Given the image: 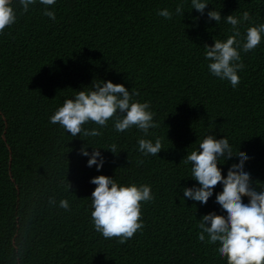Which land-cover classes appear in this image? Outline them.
Masks as SVG:
<instances>
[{
  "label": "trees",
  "instance_id": "16d2710c",
  "mask_svg": "<svg viewBox=\"0 0 264 264\" xmlns=\"http://www.w3.org/2000/svg\"><path fill=\"white\" fill-rule=\"evenodd\" d=\"M180 3L184 15L175 14ZM207 3L201 15L191 0H56L48 6L52 20L39 0L27 13L12 0L17 21L0 34V264H227L218 245L198 241L203 215H227L215 203L222 185L206 205L184 200L182 189L197 182L181 161L197 140L226 136L233 154L250 158L245 171L264 187V34L255 50H240L245 67L235 88L210 73L204 56L205 44L231 34L227 15L250 13L242 37L248 26L264 23V0ZM165 8L171 20L157 14ZM215 9L218 25L207 16ZM94 80L138 91L133 99L150 102L159 127L148 136L135 127L121 133L110 119L104 128L83 125L100 136L72 137L52 124L64 100ZM157 137L158 155L138 150L140 138ZM87 142L101 148L100 171L80 154ZM113 144L118 155L105 150ZM221 163L226 177L239 157ZM99 175L151 187L154 200L142 202L144 227L124 244L105 239L92 223L90 180ZM61 199L69 210L59 207Z\"/></svg>",
  "mask_w": 264,
  "mask_h": 264
},
{
  "label": "clouds",
  "instance_id": "9594fccd",
  "mask_svg": "<svg viewBox=\"0 0 264 264\" xmlns=\"http://www.w3.org/2000/svg\"><path fill=\"white\" fill-rule=\"evenodd\" d=\"M19 2L23 13H27L29 6L36 3V0ZM39 2L45 6L43 15L55 20L54 11L48 10V6L54 5L56 0ZM208 4L207 0H191L192 9L201 15H204ZM183 9V3L178 4L175 14L184 15ZM157 14L168 20L173 17V12L167 8L159 10ZM207 16L209 20H215L217 25L222 17L221 11L216 9L208 11ZM224 18L231 26V34L225 40L214 37V45L205 44L204 56L209 61L210 73L221 80L229 81L235 88L240 83L238 72L245 67L240 50L248 53L260 45L264 23L248 26L242 37L240 25L252 20L250 13L245 11L240 17L229 14ZM16 21L17 13L12 6V0H0V34ZM85 88L77 90L73 98L65 99L63 105L50 117L52 124H59L72 137H77L78 134L84 137L100 136L102 133L98 128L107 127L110 119L114 120L115 130L121 133L135 127L144 136H148L150 129L159 127L154 121L155 114L150 110V102L133 99L139 95L135 89L129 91L124 84L113 83L111 80H94ZM86 123H94L98 128L87 130L83 127ZM137 143L138 150L145 156H156L163 150L159 137L155 142L140 138ZM196 143L198 148L187 152L181 161L191 165L190 178L197 182L196 186L182 189L183 198L206 205L216 186L222 185V191L215 194V203L227 214L219 215L213 211L203 215L198 224V241L218 245L216 251L221 258H226L227 264H264V187L258 186L257 181L252 180L251 174L245 171V163L250 158L240 150L233 154L226 136L217 139L211 133ZM88 147L91 146L87 142L80 149L81 155L89 157L87 166H96L97 171L102 170L105 158L101 154V148L91 147L93 150L89 152ZM105 150L118 155L115 144ZM233 156L239 157V163H233L225 177L219 165L222 160L226 163ZM90 183L96 185L90 197L92 223L105 239L115 238L120 244H124L138 230L143 229L142 202L154 200L149 185L130 183L122 186L115 178L106 175L93 177ZM254 183L256 187L253 186ZM244 197L248 198L247 203L244 202ZM49 203L55 205L56 201L51 198ZM59 207L69 210L68 200L61 199Z\"/></svg>",
  "mask_w": 264,
  "mask_h": 264
}]
</instances>
